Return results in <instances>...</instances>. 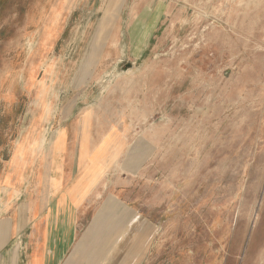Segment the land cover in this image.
<instances>
[{
  "label": "rangeland",
  "instance_id": "obj_1",
  "mask_svg": "<svg viewBox=\"0 0 264 264\" xmlns=\"http://www.w3.org/2000/svg\"><path fill=\"white\" fill-rule=\"evenodd\" d=\"M64 130L119 146L146 264H264V0H0V172Z\"/></svg>",
  "mask_w": 264,
  "mask_h": 264
},
{
  "label": "crops",
  "instance_id": "obj_2",
  "mask_svg": "<svg viewBox=\"0 0 264 264\" xmlns=\"http://www.w3.org/2000/svg\"><path fill=\"white\" fill-rule=\"evenodd\" d=\"M76 140L66 143L64 130L40 161L34 144H25L19 164L35 165L0 172V264L145 263L142 249L156 226L126 201L99 193L119 146Z\"/></svg>",
  "mask_w": 264,
  "mask_h": 264
}]
</instances>
